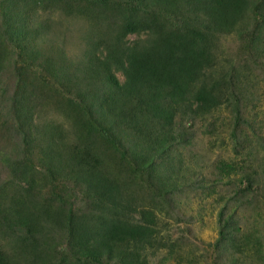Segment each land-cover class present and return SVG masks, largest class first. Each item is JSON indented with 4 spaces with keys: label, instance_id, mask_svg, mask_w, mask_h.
<instances>
[{
    "label": "trees",
    "instance_id": "1",
    "mask_svg": "<svg viewBox=\"0 0 264 264\" xmlns=\"http://www.w3.org/2000/svg\"><path fill=\"white\" fill-rule=\"evenodd\" d=\"M263 4L0 0V69L13 54L21 74L35 69L54 87L46 90L42 80H24L19 96L11 97L12 131L19 142L13 146L0 138V164L11 175L0 182V227L24 230L26 241L46 224L61 228L64 234L52 250L69 257L68 264H143L142 249L155 237V213L138 205L118 169L125 166L145 177L150 192L173 204L176 174L173 165L166 168L164 156L176 144L174 122L182 114L199 117L235 95L238 71L216 55L219 39L243 36L241 28L254 21L250 44L258 47ZM49 5L85 23L75 61L40 21V11ZM54 105L73 124L74 139L63 124L45 118L46 108ZM236 165L224 162L222 168L235 171ZM250 176H245L247 185ZM48 180H72L79 188L78 207L60 199L32 201V189ZM227 204L218 212L224 230L234 218L226 214ZM30 250L23 255L28 264H49ZM0 264L19 263L0 252Z\"/></svg>",
    "mask_w": 264,
    "mask_h": 264
},
{
    "label": "rangeland",
    "instance_id": "2",
    "mask_svg": "<svg viewBox=\"0 0 264 264\" xmlns=\"http://www.w3.org/2000/svg\"><path fill=\"white\" fill-rule=\"evenodd\" d=\"M40 14L41 23H48L51 36L56 37L58 45L75 61V54L79 53V33L85 23L79 16L65 14L58 5H49ZM262 23L264 32V19ZM254 27L253 21L241 28L245 32L243 36L234 33L219 39L221 54L216 55L222 56L227 65L233 63L229 68L238 71L236 89L231 91L235 95L199 117L190 119L182 114L174 122L178 131L176 144L171 154L164 156L166 168L167 163L170 168L173 165L176 174L173 204H167L163 197L150 192L143 180L145 177L125 166L118 169V178L134 189L138 205L155 213V237L151 245L142 249L143 264H264V34L258 47L250 44ZM10 55L11 62L0 69V90H3L0 138L15 146L19 139L12 131L15 119L10 116L12 95L19 96L24 80H42L46 90L54 87L35 69L21 74V63ZM46 110L45 118L63 124L68 129L69 139H74L73 124L65 114L57 110L56 105ZM224 162L237 163L235 171L239 173L222 168ZM8 172L0 164V182L11 177ZM245 176H250V185ZM66 181L39 182L37 188L32 189L31 193L35 194L31 195L32 201L60 199L78 207L80 199L75 195L79 188L72 180ZM21 185L26 187L24 183ZM226 203V214L232 212L234 218L231 226L224 230L218 212ZM42 229L28 234L31 240L26 241L22 240L26 237L24 230L9 228L6 232L0 227V252L9 253L19 264H28L23 255L31 254L30 248L36 255L47 258L49 264H64L65 258L66 264L71 262L69 257L52 250L53 244L61 241L64 230L51 224Z\"/></svg>",
    "mask_w": 264,
    "mask_h": 264
}]
</instances>
